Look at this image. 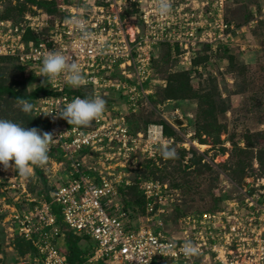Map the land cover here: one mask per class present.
Masks as SVG:
<instances>
[{
    "label": "built area",
    "instance_id": "2783aa9c",
    "mask_svg": "<svg viewBox=\"0 0 264 264\" xmlns=\"http://www.w3.org/2000/svg\"><path fill=\"white\" fill-rule=\"evenodd\" d=\"M57 2V14L33 6L36 12L24 13L19 22L0 18V56L29 64L42 83L46 79L39 76L42 58L60 45L65 55L79 62L86 78L85 85L75 88L61 74L45 86L49 93L37 98L34 114L40 129L54 131L48 153L51 167L62 165L65 175L51 191L50 200L44 195L26 197L31 206L11 207L5 221H10L8 237H14L16 231L34 245L37 254L27 257L32 264H69L66 248L60 243L65 237L63 228L94 240L92 253L81 264H264L263 175H245L241 183H233L235 193L226 197L221 208L186 213L173 223L167 216L179 190L168 181L138 178L145 213L134 225L119 189L133 182L117 168L109 170L112 165L108 163L116 155L128 159L136 150L147 152L149 145H164L168 139L162 124L149 123L145 132L130 130L128 112L122 111L108 89L120 92L126 106L134 110L153 93L152 66L158 45L168 43L174 50L178 44L188 60L199 44L211 47L214 42L215 48L227 44L234 38L233 32L261 19L264 3L259 11L253 10L246 25L236 26L224 19L225 0H201L197 3L200 10L191 6L192 1L171 0V11L164 16L158 12L157 0ZM134 6L136 10L126 11ZM74 16L86 22L91 38L84 39L68 23ZM82 89L109 101L104 113L86 127L62 123L61 118L53 120L58 105L75 97L86 98ZM165 120L176 127L175 122ZM58 153L60 160L55 157ZM86 155L103 158L102 167L87 165ZM7 179L6 188L22 186V192L26 191V184L16 186L13 178ZM53 203L59 206L61 223ZM168 222L170 229L166 228ZM189 240L198 247L199 255L189 258L181 252Z\"/></svg>",
    "mask_w": 264,
    "mask_h": 264
},
{
    "label": "rangeland",
    "instance_id": "374dc122",
    "mask_svg": "<svg viewBox=\"0 0 264 264\" xmlns=\"http://www.w3.org/2000/svg\"><path fill=\"white\" fill-rule=\"evenodd\" d=\"M187 1H192L191 6L197 8V3H200L201 0ZM258 1L225 0L224 15L233 19V22L238 21L239 24V21L242 22L247 16L248 6ZM15 3H17V0H0V10L6 7V4L14 6ZM26 5L32 9L33 4L30 1H26ZM30 8L26 9L25 12L33 13ZM197 9L200 10V7ZM262 20H264V16L258 20L261 22L257 28L253 29L254 31L249 32V29L256 22L250 26L245 24L246 26L243 27L242 31L239 29V32H233L234 38L226 44L229 51L222 50L211 54L210 52L216 49L215 43L212 42L209 48L208 46L206 48L196 47L189 54L188 60H186L180 47L179 50L172 49L171 54H166V51L160 52L152 73V79L154 80L150 89L153 90V93L148 96L146 102L145 100L139 101L134 110L128 108L129 105L126 106L124 103L126 98L121 97L120 92L115 89H108L110 94L117 98L115 102L119 104L122 111L128 112L126 118L129 115L132 119L135 116L143 117L137 121V125L140 126L139 131L145 132L149 123L163 125L162 121L166 122L165 118L175 122L176 127H171L166 122L172 129L173 134L168 136L164 131V135L168 137L163 143L164 145H149L147 152L136 150L128 159H126V156L116 155L115 159L108 161L112 165L109 170L114 171L117 168L119 171L126 173L129 180L133 182L132 176L137 171L141 161H145L147 158L153 159L159 166L154 170V175L169 180V183L177 184L180 187L179 197H176V204L180 203L179 208L177 207L178 209L175 210L174 206L176 204L170 206L171 215L174 217L184 212L215 211L219 209L215 206L221 204L224 199L220 200L218 196L228 194L229 197L235 193L232 184L236 181L232 177L235 176L234 173L236 172L232 170L237 168L239 160H244L247 163L251 159L255 163L258 150H264V21ZM195 52L198 55L197 64L192 62ZM207 54L209 58H207ZM7 64L9 63L6 60L0 61L1 66ZM27 67L30 69L29 64H27ZM14 70L9 65L5 66L3 68L4 78L7 82L11 80L13 83L15 82V86L18 88H23L21 82L24 81L23 75ZM179 71L187 73V78L194 90L210 93V98L217 103L214 113L208 112V100L201 97L200 106H203V108L200 115L197 113L198 104L196 99L181 100L173 98L167 101L162 100L163 97L173 96L161 92L164 87L169 85L167 76ZM40 79L36 78L38 82H40ZM156 86H160L158 89L160 92L158 96L151 99ZM28 88L30 89V86L27 85ZM0 106L3 109L6 107L5 110L0 111V118L15 113L11 110L18 108L16 102L9 108L3 103ZM221 107L222 110L219 109ZM146 117H150L154 121L149 122L144 128L145 123L143 120ZM159 119L161 121H155ZM176 119H181V122L179 123ZM65 122L66 120L63 119L62 123ZM21 123L23 122L18 121V124ZM127 123L129 125L130 120ZM202 126L208 128V131H204ZM170 138H173V140L171 141ZM143 142L139 146L140 149L143 148ZM234 145L248 150L242 151ZM162 146L175 149L176 158L165 159L162 155ZM84 153H87V150ZM262 154L264 158V151ZM57 155L60 156V153ZM84 160H86L87 165L102 167L100 162L103 161V158L99 156L91 158L86 155ZM11 163L14 164V161ZM51 166V161H48L44 167L34 166L33 177L24 178L11 169L5 171L3 165L0 164V180L5 182L8 180L7 178H13L16 186H18V182H21L26 184L27 188L23 192L22 186L20 188H6L8 184H1L0 181V215L4 214L0 218V233L5 235L2 248L6 253L5 261H1L0 264H32L28 262L26 254L21 256L16 253V247L13 245L14 237H8L7 235V224H10V221L7 223L5 221L11 214V207L31 206V202L26 197L39 198L41 195L50 194L62 182L65 175L62 165L53 168ZM36 167L41 170V174L35 171ZM131 193L128 191L125 196L133 198ZM130 210L133 211L132 207H130ZM138 213L139 211L137 213L133 212L135 217ZM170 221L173 223L172 220ZM171 222H168L166 228L170 229ZM138 223L137 220L133 221L134 225ZM82 236L86 238L84 241H87V237L84 234ZM88 238L87 244L95 245L94 240L91 237ZM60 243L65 245L64 239H61ZM2 256V253H0V258ZM14 259L18 261L15 262Z\"/></svg>",
    "mask_w": 264,
    "mask_h": 264
},
{
    "label": "trees",
    "instance_id": "16d2710c",
    "mask_svg": "<svg viewBox=\"0 0 264 264\" xmlns=\"http://www.w3.org/2000/svg\"><path fill=\"white\" fill-rule=\"evenodd\" d=\"M26 1H30V3L33 4L32 9L30 8V6L26 5ZM57 3H58L57 0H17V3H15L14 6L11 4H6V7L1 8L0 18L1 19H10L14 23L19 22V20H21L23 18L24 13H26L25 12L26 9L30 8L31 12H33V13L36 12V10L33 9V6H37V8H41L48 13L57 14L58 13L57 12ZM263 3H264V1L262 2V0H259L257 3L250 4L248 6L247 16L245 17V19L242 20V22L239 21V24H241V25L245 24L248 21V19L250 18V16H252L253 8H255V10L259 11ZM134 10H136L135 6L132 9L130 7H127V9H126L127 12H132ZM224 19L226 21H231V22L234 21L233 19L226 17V15H224ZM262 21H264V20H262ZM260 22L261 21L257 20L256 23L254 24V26L251 29H249V32L252 31L253 29L257 28L259 26ZM233 23L235 25H239L238 21L233 22ZM245 40H246V38H245ZM207 46L209 48L210 45L199 44L197 47L206 48ZM179 47L180 46L177 44L176 49L179 50ZM215 50L211 51L210 53L215 54L218 51L221 52L222 50L229 51V49L227 48L225 43L218 45ZM165 51H166V54H171L172 47L170 44L162 43V44L157 46V54L153 58V66H152L153 69H154V66H155L157 59L159 58V53L165 52ZM196 52H195V55L192 57V62L194 64H197V61H198V59H197L198 55ZM207 56H208L207 58H209L208 54H207ZM229 57H231V55H229ZM4 60H6L9 63L7 65H9L15 69L14 71H18L19 73H21V75H23L24 81L22 80L21 82H22L24 87L18 88L17 86H15V84H14L15 82L13 83L12 80L10 82H7V80L4 78V73H3V68L7 65H3V66L0 65V105H2V103H3L4 105L7 106V108H9V106H11L12 104H14L16 102V98L19 97V98L26 99V100L30 101L35 106L38 97H40L43 94L49 93L48 89L45 86H42L41 82H38L36 80V77L31 73L29 68L25 65L20 64L16 57L0 56V61H4ZM167 77H168L169 85H167V87H164V89H162L161 92L172 94L173 96L163 97L162 98L163 101H167V100H170L173 98L181 99V100H183V99H196L197 104H198L197 113H198V115H200V113H202L201 109L203 108V106H200V104L202 102V100L200 99V97H201V98H204L205 100H208V103H207L208 104V112L214 113V110L216 109V106H217L216 101L214 99L210 98L211 95L209 92H207V91L198 92V91L194 90L191 87V84L189 82V79L187 78L186 72H181V71L175 72L171 75H168ZM26 84L28 86H30V89L29 88L27 89ZM159 87L160 86L155 87V92L151 96V99H154L156 96H158V93L160 92V91H158ZM81 93L85 97H91L90 93L87 91H83V89L81 90ZM106 103H109V101L106 100ZM5 109H6V107L3 109L0 106L1 112ZM10 109H11V107H10ZM219 109L222 110L223 108L221 107ZM11 112H15V113H12L9 116L7 115L6 117L4 116V119H9V120L16 122V123H18V121H21V122H23V123H21V125L26 127V128H32V127H37L39 129L41 128L40 120L35 117L34 109H33L31 114H25L19 107L15 110H11ZM133 115H135V114H133ZM141 118H143V117L135 116L132 119V118H130V115L128 116L127 121L130 120V122H131L128 125L130 130L135 131V132L139 131L140 126L137 125L138 124L137 121H139V119H141ZM143 121L145 123V125H144V128H145V126L149 122L154 121V120L151 119L150 117L149 118L146 117V118H144ZM155 121L159 122V121H161V119L155 120ZM162 122L164 125L163 128L165 129L164 130L165 134L168 136L172 135L173 131H172V129H170L169 125L164 121H162ZM81 127H86V126H81ZM202 127L204 128V131H208V128H206L204 126H202ZM141 128H143V127H141ZM234 147H237L238 149H240L242 151L248 150L246 148L241 149L237 145H234ZM263 151H261V149H259L257 152V155L255 156L257 167L253 168L254 161L252 162L251 159L248 160L247 163H245L244 160H239V162L237 163V168H234V170H232L233 172H236V173H234L235 176L232 177L234 179V181H236V183H241L243 181V177L245 175L253 174V175H257V176H260V175L264 176V158H263V154H262ZM56 158L61 159V156H57ZM157 166L158 165L151 158H147L145 161H141V163L139 164V167H137V171L132 176L133 177V179H132L133 183L131 185L130 184H128V185L124 184V185L119 187L120 193L122 196L123 204L128 209L132 221L137 220V218L140 216V214L143 215L145 213V197H144V195H143V193L139 187L138 178H150V179H155V180L157 179V180H161V181H167L166 179H163L162 177L154 175L155 174L154 170H156V168H159V166L158 167ZM35 171L38 174H41V170L38 167H36ZM42 178L45 180V178L43 176H42ZM4 183H7V181L3 182V180H1V184H4ZM170 184L172 185L173 188H177L180 191L179 185L173 184V183H170ZM128 191H130V193L132 192L131 194L133 195V198H128L125 196ZM44 197L48 200L51 199L49 193L45 194ZM218 197L220 200H223V199L225 200L226 197H228V194H221ZM222 202H221V204H222ZM179 204L180 203H178V204H176V206H174L175 210L179 206ZM221 204H219V205L216 204L215 208L220 207ZM130 207H132L133 211L130 210ZM52 208L55 211V213L57 214V220L60 221V223H61V220H60L61 215L59 213V206L57 204L53 203ZM138 211H139V213L135 217L133 212L137 213ZM208 211H210V210H208ZM200 212H203V210H201L199 212L180 213V214L176 215V217L172 216L170 213L169 216H167V218H170L169 220H172L175 222V220L178 216H182L186 213H200ZM3 216H4V214L0 215V218H2ZM62 232L65 233L64 242H65V246H66L65 252H66L68 263L69 264H81V263H84L85 261H87L88 256L92 253V250L95 246L94 244H91V245L87 244V242L89 240L88 237H90V236L84 234V236L87 237V241H84V240H86V238L82 236L83 234H79L76 232L74 233L71 230H68L66 228H63ZM3 235L0 233V253H2V255H3L2 258H0V262L5 261L4 258H6L5 250L2 248V243L5 240V235L4 236ZM14 235L15 236L13 239V245L16 247V253L18 255L24 256L26 254V257H28V255H36L37 254L36 248L34 247V245L30 241H28V239L21 236L16 231H15ZM17 259H18V257H17ZM17 259H14V261L17 262L18 261Z\"/></svg>",
    "mask_w": 264,
    "mask_h": 264
},
{
    "label": "clouds",
    "instance_id": "9594fccd",
    "mask_svg": "<svg viewBox=\"0 0 264 264\" xmlns=\"http://www.w3.org/2000/svg\"><path fill=\"white\" fill-rule=\"evenodd\" d=\"M157 4L161 16L171 11V0H157ZM68 23L74 25L84 39L91 38L92 34L87 31L86 22L82 18L74 16ZM61 74L65 76V83L72 87H81L86 84L79 62L65 55L62 46L59 45L49 50L42 58L39 76L46 78L42 81V86L52 84ZM16 105L25 114H31L34 109L33 103L19 97L16 98ZM105 109L106 101L99 95L86 98L75 97L71 102L65 101L62 105H58L52 118L53 120L64 119L70 125L88 126L94 119H98ZM54 137V131H42L37 127L26 128L9 119L0 118V164L5 171L11 169L21 177H33L34 166L44 167L48 163V153ZM162 155L165 159H169L176 158L177 154L175 149L162 146ZM12 161L14 164L11 163ZM181 252L189 258L199 255L198 247L190 240L184 242Z\"/></svg>",
    "mask_w": 264,
    "mask_h": 264
},
{
    "label": "water",
    "instance_id": "95a60500",
    "mask_svg": "<svg viewBox=\"0 0 264 264\" xmlns=\"http://www.w3.org/2000/svg\"><path fill=\"white\" fill-rule=\"evenodd\" d=\"M176 120H178L179 123L181 122V119H176Z\"/></svg>",
    "mask_w": 264,
    "mask_h": 264
},
{
    "label": "crops",
    "instance_id": "0c3cea01",
    "mask_svg": "<svg viewBox=\"0 0 264 264\" xmlns=\"http://www.w3.org/2000/svg\"><path fill=\"white\" fill-rule=\"evenodd\" d=\"M64 245V244H63ZM65 246V245H64ZM65 248H66V246H65Z\"/></svg>",
    "mask_w": 264,
    "mask_h": 264
},
{
    "label": "bare ground",
    "instance_id": "6f19581e",
    "mask_svg": "<svg viewBox=\"0 0 264 264\" xmlns=\"http://www.w3.org/2000/svg\"><path fill=\"white\" fill-rule=\"evenodd\" d=\"M206 146V145H205Z\"/></svg>",
    "mask_w": 264,
    "mask_h": 264
}]
</instances>
